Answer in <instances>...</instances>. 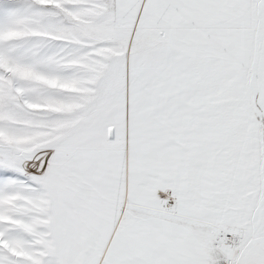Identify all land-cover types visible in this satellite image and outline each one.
<instances>
[{
    "label": "snow or ice",
    "instance_id": "1",
    "mask_svg": "<svg viewBox=\"0 0 264 264\" xmlns=\"http://www.w3.org/2000/svg\"><path fill=\"white\" fill-rule=\"evenodd\" d=\"M0 264H264V0H0Z\"/></svg>",
    "mask_w": 264,
    "mask_h": 264
}]
</instances>
